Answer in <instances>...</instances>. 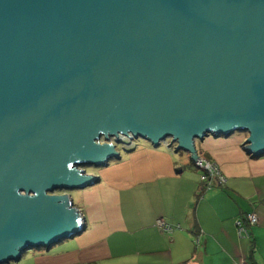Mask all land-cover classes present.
<instances>
[{
	"label": "water",
	"instance_id": "95a60500",
	"mask_svg": "<svg viewBox=\"0 0 264 264\" xmlns=\"http://www.w3.org/2000/svg\"><path fill=\"white\" fill-rule=\"evenodd\" d=\"M238 132L264 156V0H0V264L86 230L54 192L98 184L81 167L121 135L197 162Z\"/></svg>",
	"mask_w": 264,
	"mask_h": 264
},
{
	"label": "crops",
	"instance_id": "0c3cea01",
	"mask_svg": "<svg viewBox=\"0 0 264 264\" xmlns=\"http://www.w3.org/2000/svg\"><path fill=\"white\" fill-rule=\"evenodd\" d=\"M247 138L235 133L199 143L224 185L204 181L196 165L166 146L135 142L83 191L77 207L86 230L39 251L34 264H264V156L244 151ZM251 213L259 222L246 238L238 223ZM160 219L174 231L161 230Z\"/></svg>",
	"mask_w": 264,
	"mask_h": 264
},
{
	"label": "rangeland",
	"instance_id": "374dc122",
	"mask_svg": "<svg viewBox=\"0 0 264 264\" xmlns=\"http://www.w3.org/2000/svg\"><path fill=\"white\" fill-rule=\"evenodd\" d=\"M238 133H244V132H238ZM129 141H131L129 138H126V139H124L123 140V142H122V144H118V150L120 151V153H121V156H122V154H124L125 153V149L123 148V143L124 142H129ZM133 141H135V142H140V143H147V141L146 140H144V139H141V138H139V139H137V140H133ZM106 142V140H105V138L104 137H102L101 138V143H105ZM111 142H113V143H116V141H115V139L113 138V139H111ZM168 142V143H167ZM170 142H171V140H169V141H166V142H164V143H162L161 144V146H160V148H164L165 146L168 148V149H170L171 151H174L175 152V149H176V147H177V145L176 144H174L171 148L169 147L170 146ZM168 145H167V144ZM199 143H200V141H197V149H198V153H199V155H200V158H206V157H204V156H206L204 153H202V151L200 150V147H199ZM128 149V148H127ZM134 149V146L132 147V149H128L129 151H131V150H133ZM203 154H204V156H203ZM177 155H181V156H183L184 157V160H186V162L188 163V165L189 166H193V165H195V163H194V161L192 160V158H191V155H190V153H188V152H185V151H180L179 153H177ZM114 161H116L115 159H113V160H111L110 161V163L109 164H113L114 163ZM210 161V160H209ZM82 169H85V170H87L88 171V173L89 174H94V175H97L98 173H100V171L104 168V167H95V166H83V167H81ZM98 176V175H97ZM90 188H92V187H89V188H86V189H84V190H70V191H56V192H54V194H57V195H59V194H69V195H71L72 196V199L74 200V205L77 207L78 206V202H79V199H80V197L82 196V193H83V191H85V190H87V189H90ZM197 201V200H196ZM196 201H192V203H193V206H195V202ZM78 208V207H77ZM67 241V240H66ZM39 251H44L45 253L47 252V249L46 248H43V247H41V248H32V249H29V250H27L26 252H24L23 253V258L18 262V263H12V264H34V262H33V259H34V255L36 254V253H38Z\"/></svg>",
	"mask_w": 264,
	"mask_h": 264
},
{
	"label": "built area",
	"instance_id": "2783aa9c",
	"mask_svg": "<svg viewBox=\"0 0 264 264\" xmlns=\"http://www.w3.org/2000/svg\"><path fill=\"white\" fill-rule=\"evenodd\" d=\"M133 146L135 148V141H133V140L129 141L127 143L126 142L123 143V148H125L126 150H128L129 148L132 149ZM194 163H195L197 168H199L202 172H204V177H203L204 181H207V179L216 178V179H218V181L221 185H224L226 183V178L222 174L220 167L216 163H213L212 161H209V160L204 159V158L203 159L200 158L197 160V162L195 161ZM247 220H248L249 226H255L259 222L257 216L253 213L248 214ZM157 226L161 230H163L164 232H167V233H171L174 230L171 225H169L168 223H166L162 219L157 221ZM238 228H239V234L241 236H244L246 238L250 237L249 230L241 222L238 223ZM241 264H249V263H247L246 261H242Z\"/></svg>",
	"mask_w": 264,
	"mask_h": 264
},
{
	"label": "trees",
	"instance_id": "16d2710c",
	"mask_svg": "<svg viewBox=\"0 0 264 264\" xmlns=\"http://www.w3.org/2000/svg\"><path fill=\"white\" fill-rule=\"evenodd\" d=\"M87 171V170H86ZM88 172V171H87ZM204 173V172H203ZM247 229H249V223H248V220H247V218H246V223H244V222H241ZM174 231V230H173Z\"/></svg>",
	"mask_w": 264,
	"mask_h": 264
},
{
	"label": "bare ground",
	"instance_id": "6f19581e",
	"mask_svg": "<svg viewBox=\"0 0 264 264\" xmlns=\"http://www.w3.org/2000/svg\"><path fill=\"white\" fill-rule=\"evenodd\" d=\"M120 138H121V140H124V139H126L127 137H124V136H120Z\"/></svg>",
	"mask_w": 264,
	"mask_h": 264
}]
</instances>
